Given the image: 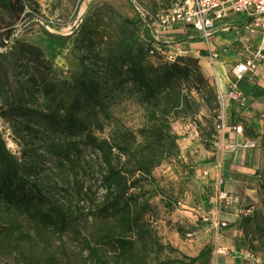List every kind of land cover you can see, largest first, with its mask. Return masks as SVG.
Instances as JSON below:
<instances>
[{"label":"rangeland","instance_id":"374dc122","mask_svg":"<svg viewBox=\"0 0 264 264\" xmlns=\"http://www.w3.org/2000/svg\"><path fill=\"white\" fill-rule=\"evenodd\" d=\"M34 1L37 4L33 17L19 16L0 8V40L17 26L22 30L20 41L9 52L7 60L0 58V108L6 107L5 97H8V104L17 108L14 113L21 116L23 122L29 120L36 125L39 122L28 110L35 107L33 100L28 96L22 97L19 92L18 78L21 71L26 76L23 78L25 81L37 68L40 71L47 68L45 64L29 62L30 56L26 54L20 57L18 53L22 44L42 49L51 64L50 79L56 83L60 98L67 102L71 99V91L64 83L72 81L81 71V58L85 53L90 58H104L108 71L115 77V81H110L109 92L102 90L104 94L108 92L112 110L110 118L101 117L104 130L96 131L97 136L109 138L111 133L117 132L118 125L123 124L140 137V129L148 120L147 105L131 80L123 82L129 77V72L116 60V56L121 47L133 46L145 53L144 63L148 71L161 67L165 62L158 57H149V40L134 33L124 22L125 19L141 18L131 1ZM171 1L144 0V5L147 10L157 12ZM246 21L247 17L240 14L223 20L218 26L235 27L239 24L240 27ZM44 29L59 39L52 40L44 34ZM193 34L206 41L202 33ZM88 41L94 43L92 52L85 50ZM214 44L217 47L214 51L219 54L216 61L222 62L226 52L221 49L220 42ZM184 56L182 61L189 57L198 59L195 67L204 75L207 84L193 90L197 100L196 114L171 119L176 140L166 145L163 161L153 170L151 177L135 187V191H141L142 199L149 204L144 215L148 229L166 247L160 256L156 249L146 251L148 261L154 264L159 258L161 261L170 258L175 260L174 264H191L188 258L186 263L179 260L196 257L203 252L199 261L192 264H257L254 258L246 257L248 252H252L264 263V104L252 105L248 101L243 107L230 102L227 122L241 126L242 134L232 130L226 135V145L222 146L218 129L219 82L214 60L210 54L204 53L199 56L189 52ZM220 86L225 89L223 83ZM39 96L41 94H36L34 99ZM11 117L9 114L4 117L0 112V132L7 149L24 163L25 175H29L32 183H36L45 195L41 206L61 211L63 223L56 228H36L31 220L22 217L15 236H8L12 228L2 223L0 264H96L90 257L87 243L95 244L93 239L102 222L98 209L105 194L102 182L105 170L97 157L98 152L81 143L80 156L73 154L71 162L63 160L48 149L51 141L59 140V133L45 132L40 128L39 133L30 137L16 132L10 122ZM22 136L25 139L20 138ZM247 141L252 143L251 147L230 148V145ZM161 150L163 152L164 147ZM115 153L120 156L117 149ZM121 159L124 161V155ZM228 172L237 180L238 189L230 193V198L227 197L230 200L218 201L219 192L224 191L225 175L230 177ZM228 201L236 205L238 211L237 220L233 223L226 220L228 226L224 229V243L231 248L226 254H215L213 233L207 232L210 224L196 220L191 209L205 205L212 210V218L218 219V210H226ZM248 208L253 209L252 215H242V211ZM0 218L2 221L6 219L1 207ZM107 257L110 264H114L111 252Z\"/></svg>","mask_w":264,"mask_h":264},{"label":"trees","instance_id":"16d2710c","mask_svg":"<svg viewBox=\"0 0 264 264\" xmlns=\"http://www.w3.org/2000/svg\"><path fill=\"white\" fill-rule=\"evenodd\" d=\"M36 4L34 0H0V8L19 16L25 14L33 17ZM124 22L130 25L134 33L149 40L147 55L158 57L162 61L164 60L161 54L150 53L152 47L161 46L165 49L168 44L197 40L189 36V33H186L185 37L179 35L178 41L174 37L171 42L155 40L142 18L125 19ZM188 27L190 26H186ZM43 32L52 40L59 39L47 29ZM88 37L91 42V35ZM90 42L85 47L87 52L95 50L94 43ZM201 53L208 55L205 51ZM25 54L30 56L29 62L36 65L45 64L47 68L43 71L37 68L25 81L23 78L26 76L21 71L18 78V84L21 86L19 92L22 97L28 96L33 100L32 105L35 107L28 110L39 122L37 125L29 120L23 122L21 116L14 113L17 108L11 103L8 104V97H5L6 107L0 108L2 116L11 115L10 122L16 132L25 133L30 137L39 133L40 128L45 132L59 133V140L51 141L48 149L68 162H71L73 154L81 155V143L97 151V157L102 161L105 170L102 174L105 194L98 209L102 222L93 239L95 244L87 243L90 257L96 264H110L107 254L111 252L114 264H151L146 251L156 249L160 256L166 247L157 235L148 229L144 215L148 212L149 204L142 199L141 191H135V187L137 183L151 177L153 170L163 161L166 145L176 140L171 119L197 112V100L193 90L204 83L207 84L204 75L195 67L198 59L189 57L182 61L185 57L182 55L174 62L164 61L165 64L161 67L148 71L143 51L133 46L121 47L116 60L126 66L129 72V77L123 82L129 79L139 89L143 103L147 105L148 120L140 129V137L126 125L119 124L117 132L111 133L109 138H99L96 131L104 130L101 117L111 116L108 92L110 81H115V77L111 76L112 72L107 69L106 60L99 56L90 58L84 53L81 58V71L72 81L64 83L71 91V99L67 102L60 98L56 83L50 79L51 64L46 60L42 49L24 43L18 55L21 57ZM8 56L9 53H0V58L4 60H7ZM102 78L105 80L102 81ZM238 87L245 97L252 101L264 95L263 87L249 82L245 77L239 81ZM104 89L108 91L106 94L102 92ZM36 94L41 96L34 99ZM20 138L25 139L24 136ZM115 149L119 151L120 156L116 155ZM121 155H124V161ZM23 168L24 163L7 149L0 132V207L6 217L4 221L0 218V226L4 223V226L8 224L6 226L12 228L7 233L8 236H15L19 231L22 217L31 220L36 228H56L63 223L61 211L57 208L51 210V206L50 209L41 206L44 202L42 197L45 195L36 183H32L29 175H25ZM202 254L203 252L196 257H185L179 261L186 263L188 258V263H196ZM174 261L170 258L161 261L159 258L158 263L154 264H174Z\"/></svg>","mask_w":264,"mask_h":264},{"label":"built area","instance_id":"2783aa9c","mask_svg":"<svg viewBox=\"0 0 264 264\" xmlns=\"http://www.w3.org/2000/svg\"><path fill=\"white\" fill-rule=\"evenodd\" d=\"M133 4L136 11L139 12L141 18L146 22L147 28L151 31L155 40H163L166 42L173 41V38L168 35L172 29L192 27L195 31L204 35L206 45L212 46V37L217 22L224 20L234 14H242L247 17V22L243 26L235 27L236 38L241 41L249 42L253 39L257 32L260 34V42L255 51L249 52L244 59L237 62L232 73L235 76V82H231L227 89L220 86V81L217 74L219 88V123L218 129L221 132V145L225 146L227 133L232 130H237L242 134V127L233 125L228 121V104L230 102L240 106H246L249 98L245 97L244 93L239 89L238 82L248 73L258 70L260 63L264 62V0H173L169 4L160 8L157 12L147 10L144 5V0H129ZM260 30V31H258ZM21 28L15 27L14 31L0 40V53L7 54L14 50L20 40ZM151 54H161V58L167 62H174L184 54L189 53L187 43L168 44L164 49L161 46H154L150 50ZM214 62L218 59L219 54L216 51L210 53ZM264 104V96H263ZM252 143H238L230 145L231 149L237 147H251ZM209 172H206L208 174ZM228 192L220 191L218 201L227 199ZM196 215V220L201 223L210 225L207 226V232L213 233L214 253L226 254L230 251V246L225 245L224 229L228 226V222L224 219L212 218V210L205 205H198L191 209ZM253 209L248 208L242 211L244 215L252 214ZM197 221V222H198ZM246 257L254 258L257 264H264L260 258L254 253L248 252Z\"/></svg>","mask_w":264,"mask_h":264},{"label":"crops","instance_id":"0c3cea01","mask_svg":"<svg viewBox=\"0 0 264 264\" xmlns=\"http://www.w3.org/2000/svg\"><path fill=\"white\" fill-rule=\"evenodd\" d=\"M238 15H240V14H234V15L226 18V19H231L233 16H238ZM234 20L235 19H232V21H234ZM222 21L223 20L217 22V26L213 31L214 32V35H213L214 39L212 38L213 39L212 40L213 45L211 46V49H210V47H208L206 45V43L204 41H202V40L198 41V38H196V35L193 34V32H197V31H195L193 28H190V27L180 28V29L179 28L178 29H172L168 33V35L172 38L174 37L175 40L178 41L179 35L185 37L186 33H189V36H193L197 40H195V39H194V41L187 40V41H183V43H187V45L189 46V52H192L194 54H198L199 56H200L202 51L207 52L209 55L211 53V51H214L217 49V47L215 46L214 43L220 42L221 43V49L224 52H226V54L224 56L225 58L222 62L215 61L214 64L216 65L215 68H216V71L218 73L220 83H223L225 86V89H227L231 82H235V76L232 73V68H233L232 63L235 62V64H236L240 60L244 59L245 56H247L249 54V52L255 51L257 49L258 44L260 42L259 37H260L261 33L257 32V34L254 35L253 39L249 42L241 41L240 39L236 38V35H235V27L238 26L239 24L236 25L235 27L231 26V25H227V26L220 28L218 25ZM189 31H192V32H189ZM258 31H260V30H258ZM197 33H200V32H197ZM237 54H238V56H237ZM239 56H241V57H239ZM227 57H229V58H227ZM231 65H232V67L230 68ZM244 77H245V79H248L249 82L257 83L259 86L264 88V62L260 63L258 70L254 71V72H250ZM263 96L260 97L259 99L254 100V101H252V99L249 98V101H252L249 103H251L252 105L262 104L263 103L262 102ZM225 174H227V173H225ZM228 174H230L229 175L230 177H226L227 175H225L226 179L223 180L224 185H223L222 189L229 193L228 198H230V193H232L234 190H237L238 185L236 183L237 180H234V178L231 177V172H228ZM227 200H230V199H227ZM226 207H227L226 210H218L217 214L220 215L218 218L228 220L231 223L235 222L237 220V217H238V213H237L238 211L236 210L237 209L236 205L231 204L228 201L226 204Z\"/></svg>","mask_w":264,"mask_h":264}]
</instances>
